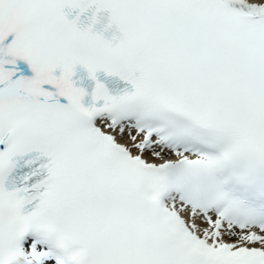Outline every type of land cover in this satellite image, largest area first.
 Segmentation results:
<instances>
[{
    "label": "snow or ice",
    "instance_id": "6c2138e0",
    "mask_svg": "<svg viewBox=\"0 0 264 264\" xmlns=\"http://www.w3.org/2000/svg\"><path fill=\"white\" fill-rule=\"evenodd\" d=\"M0 264H264V0H0Z\"/></svg>",
    "mask_w": 264,
    "mask_h": 264
}]
</instances>
